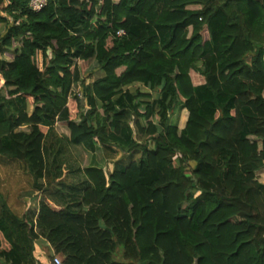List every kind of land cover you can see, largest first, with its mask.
Listing matches in <instances>:
<instances>
[{"label": "trees", "instance_id": "16d2710c", "mask_svg": "<svg viewBox=\"0 0 264 264\" xmlns=\"http://www.w3.org/2000/svg\"><path fill=\"white\" fill-rule=\"evenodd\" d=\"M47 1L0 0V163L44 196L0 193V264H264V0Z\"/></svg>", "mask_w": 264, "mask_h": 264}, {"label": "rangeland", "instance_id": "374dc122", "mask_svg": "<svg viewBox=\"0 0 264 264\" xmlns=\"http://www.w3.org/2000/svg\"><path fill=\"white\" fill-rule=\"evenodd\" d=\"M3 58L5 60H10L9 56H4ZM89 71H93V72L91 77L86 79L87 84H90L93 81L100 79L101 76H103V72L100 71L98 69V66L94 63H91L89 65ZM132 89L133 90L140 89V85H137V87H133ZM141 89L145 92H149V90H146L142 87ZM32 111L33 108H30V114L32 113ZM186 115H187L186 111H183L180 114V118H179L180 128H184L187 123ZM72 154L77 158L78 162H80L81 164L85 162V154L79 148L74 147L72 149ZM95 158L93 157V164L96 163L97 159L95 160ZM119 158L128 159V156L126 153L121 151ZM109 164L111 165L112 163L109 162ZM18 170H19L18 167L3 165L2 163H0V193L5 194V197L8 199L9 204L17 213L24 215L29 211L37 212L42 194L38 192L35 193L32 190L31 179L28 176L22 175V173L19 172ZM187 208L188 205H185L184 209ZM43 254H45L46 257H48L50 262L55 256H59L51 252H48L47 248L42 246V243L40 241V244L35 247V256L36 258H42ZM121 255L122 254L118 256V260H121L122 258ZM59 257L62 260H64L62 256Z\"/></svg>", "mask_w": 264, "mask_h": 264}, {"label": "crops", "instance_id": "0c3cea01", "mask_svg": "<svg viewBox=\"0 0 264 264\" xmlns=\"http://www.w3.org/2000/svg\"><path fill=\"white\" fill-rule=\"evenodd\" d=\"M102 77V76H101ZM94 82V81H93ZM92 82V83H93ZM31 108H33V107H31ZM184 111H186V113H187V115H186V117H187V120H186V122L188 121V117H189V113L187 112V110H184ZM186 126V125H185ZM185 128V127H184ZM39 193V192H38ZM41 201H40V203H39V206H38V211L37 212H28V213H32V214H38L39 213V211H40V204L42 203V201L44 200V196L43 195H41V199H40ZM47 203H48V205L52 208V210H54V211H56V212H59V211H61V208L60 207H58V206H56L54 203H52V202H50V201H47ZM41 241V243H42V246H44V247H46L47 248V251L48 252H51V253H53L54 254V251H53V249L51 248V246H50V244L45 240V239H41L40 240ZM40 241H37L36 242V244H35V247L37 246V245H39L40 244ZM45 254H43V257L42 258H36V256H35V258H36V264H53V260L50 262L49 261V259H48V257H46V255L44 256Z\"/></svg>", "mask_w": 264, "mask_h": 264}, {"label": "built area", "instance_id": "2783aa9c", "mask_svg": "<svg viewBox=\"0 0 264 264\" xmlns=\"http://www.w3.org/2000/svg\"><path fill=\"white\" fill-rule=\"evenodd\" d=\"M47 5H48L47 0H29V8L31 9V11L35 13L41 12L47 7ZM118 35L122 36L125 35V33L122 31L119 32ZM53 264H65V263L59 256H55L53 258Z\"/></svg>", "mask_w": 264, "mask_h": 264}, {"label": "water", "instance_id": "95a60500", "mask_svg": "<svg viewBox=\"0 0 264 264\" xmlns=\"http://www.w3.org/2000/svg\"><path fill=\"white\" fill-rule=\"evenodd\" d=\"M48 54L51 56V55H52V52H51V51H49V52H48ZM82 104L84 105V104H85V102H84V101H82Z\"/></svg>", "mask_w": 264, "mask_h": 264}]
</instances>
